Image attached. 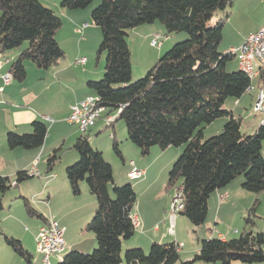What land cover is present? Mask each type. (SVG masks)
I'll return each mask as SVG.
<instances>
[{
	"label": "trees",
	"instance_id": "1",
	"mask_svg": "<svg viewBox=\"0 0 264 264\" xmlns=\"http://www.w3.org/2000/svg\"><path fill=\"white\" fill-rule=\"evenodd\" d=\"M235 0H102L91 12L95 25L101 28L102 42L98 54H106L104 75L100 81H89L88 88L99 98L106 113L115 121L123 120L128 140L135 143L142 155L151 147L165 150L171 146H185L169 173L168 186L182 189L184 207L180 214L195 226L203 225L208 216V201L212 194L244 176L243 189L264 191V124L259 123L255 134L242 129V119L224 108L228 98L240 99L253 84L240 68L229 70L238 52L234 48L219 50L226 20L209 25L217 11L233 5ZM94 0H61L68 10H82ZM228 16H226L227 18ZM160 21L166 35L186 32L188 37L162 55L146 74L132 81L131 50L127 30ZM63 27V19L40 0H0V55L10 53L27 43L17 60L11 62L12 80L23 82L27 70L23 60L28 58L36 66L49 69L59 64L65 51L56 34ZM247 40V38H246ZM243 43V45L246 43ZM235 50V51H233ZM227 117L222 131L208 139L203 129L216 119ZM32 131L19 134L10 130L6 142L10 149L42 148L49 134L41 121L31 123ZM115 139V134L112 135ZM79 154L75 164L66 168L67 179L74 196L82 194L81 183L95 196L97 210L85 230L94 234L96 247L92 253L70 251L58 264H178L181 262L178 243L153 242L149 252L142 248H127L123 243L136 231L132 210L137 201L133 185L113 188V168L89 137L82 133L72 146ZM62 147L47 159L46 172L53 171L61 158ZM114 149L123 158L118 143ZM15 176V177H14ZM14 176L0 174L1 198L12 187L33 178L29 170ZM15 178V182L13 181ZM28 211L45 217L23 198ZM247 210L245 226L235 238L213 237L201 242L198 253L183 264H256L264 262V230L255 231L257 203ZM47 222V221H46ZM6 244L25 261L32 254L23 243L5 236Z\"/></svg>",
	"mask_w": 264,
	"mask_h": 264
},
{
	"label": "rangeland",
	"instance_id": "2",
	"mask_svg": "<svg viewBox=\"0 0 264 264\" xmlns=\"http://www.w3.org/2000/svg\"><path fill=\"white\" fill-rule=\"evenodd\" d=\"M40 1L46 6H51L50 8L63 19V27L57 33V35L59 34L58 39L60 45L65 51V56L60 60V63L65 61L71 63L73 62L74 64L75 59L78 56L76 55L78 52L77 47L80 45L83 49L80 56L86 57L88 59L85 69L88 68L91 71V78L93 81H100L104 75L106 54L105 52L98 54L100 44L102 42V31L100 27L94 24L91 12L92 9L99 5L102 0H94L91 6L82 10H68L67 8L61 6V0H57L58 4L55 5L53 2L56 0ZM61 9H65V11L68 12L74 11L76 16L84 17V21L79 26H81L84 22H89L92 32L89 35L88 41H83L87 35L81 37L79 34H76L75 36L69 34L70 19L61 15ZM226 16L228 17L226 18ZM220 20H226V22L223 26V40L219 45V50L225 51L233 46L239 48L243 44V39L248 33L255 32L264 25V22H262L264 20V0H235L232 6L227 7L223 11H217L216 14L209 20L208 24L215 25ZM127 33V40L131 50L132 81L142 78L146 72L156 64L162 55L169 51L175 44L184 41L188 37L186 32H179L167 36L166 29L160 21L130 28L127 30ZM157 36H159V38H157ZM155 39H157L159 45H153ZM81 41L83 42L81 43ZM26 46L27 43H24L22 47L14 49L10 53L11 58L17 60L22 50ZM23 64L27 70V77L22 83H19L16 80H14V82L15 85L21 84L24 89L20 92L18 88H12V100L14 101H9L6 99L7 101H5V104L9 105L14 102L20 104L21 102L25 101V103H23L24 106L31 108L36 113L37 118L33 120L44 122L49 128L48 136L52 135V137L48 139V147L46 152L42 155L40 154L37 162L32 166V169L35 167L36 170H40L41 176L35 175L33 178L22 182L20 187L10 188L1 198L3 209L0 211V264H27L25 263L26 261L22 256L17 254L6 244L5 236H12L20 240L27 250L33 252L34 249L36 250V241L34 239V235L37 234V232L39 233L41 218L37 215L31 214L28 211L23 197L30 201L31 207L38 213L44 212V210H47L50 206L57 209V207L60 208L65 205V207H67L66 211L70 217L76 215L75 212L72 213L74 206H79L83 203L78 201L83 199L84 194L82 196L79 195V197L76 198L78 201L72 199L69 196V198H64V196L60 195L59 197L52 199V201L46 202L47 195L41 196L39 193L46 186L44 177L49 175V173H46L47 159L49 155L53 154L54 149L61 146V144H63V149L60 153L61 158L54 166L51 177H59L58 181L65 179L69 185L66 168L75 164V162H77L79 159L78 152L72 146L75 142V139H77L82 133H85L89 137L91 146L94 149L102 152L105 161L113 168L114 182L109 184V192L111 196L114 197L113 188L115 186L121 187L126 184L133 185L137 195V201L134 208L140 206V210L144 212L145 215H147V213L149 214L148 218L151 221L155 222V224L160 223L159 225L161 231H168L170 238L163 243L172 242V238L174 237L175 233H171L165 225L166 223L170 226V228L172 227L169 213L166 219L162 214H160V211L150 213L148 211V203L154 200L153 205L161 209V206L166 202L168 195L172 194L171 199H173L176 193L179 194L181 192V189H178L177 187L167 188V184L169 180V173L176 162L175 160H177L182 154L185 146H171L165 150L161 149L159 146H153L151 147L149 154L142 155L140 148L135 143L128 140L126 125L123 120L116 121L114 124L115 130L113 127L103 129L104 120H99L97 124L88 131L81 132L77 126L70 124L66 119L69 115L65 113V110L67 103L71 99V91L68 88L63 89L58 86H52L51 89L47 91L46 86L52 81V70H50V68H39L32 60L28 58L23 60ZM239 68L240 65H238L237 57H235L229 64V70H238ZM81 69H83L82 66L78 70L81 71ZM253 83L254 84H252V86L258 85L256 80H254ZM8 92L9 90H7L6 93ZM25 94L31 96L32 103H26L28 100L25 99ZM257 96L258 94L255 90L252 94L245 93L243 95L242 104L240 105H238V103L235 104L236 99L234 98H228L224 104V108L230 111L233 110L236 117L241 116L243 118L242 129L250 135L257 132L259 123L264 117L263 115L254 112V103L257 100ZM0 107L1 109L4 108L3 106ZM58 117L62 120V122L52 128V121L56 120ZM11 120L14 121V118L12 117ZM11 120H4L0 117V143H5L0 146V157L2 160L5 159L7 162L6 166L12 169V166H15L14 164L16 161H25V157L28 156L27 154L32 153L31 151L33 150H25L22 148L12 150L9 148L8 144L6 143L8 128H12V130H15V132L19 134H27L32 131V128L29 126L31 122L28 125L21 124L17 127L14 123H12ZM227 121V117H221L216 119L211 124L206 125L203 129V138L208 139L219 134ZM7 124H9V126ZM10 124H14V126L12 127L11 125L10 127ZM113 134H115V139L112 137ZM59 136H61V139H59ZM115 140L118 143L119 150L125 159V162H123L121 156L118 155L114 149ZM178 149H181L179 155L177 153ZM175 156L177 157L173 161ZM262 156L264 157V142ZM40 157L42 158L41 160ZM132 160L135 163H140V161L144 160L145 162L143 161V164H150L153 175L147 181L143 178H129L128 173L131 171L130 161ZM170 163L171 166L168 169L167 167ZM1 171H5L3 163L0 164V172ZM29 171H31V169H29ZM243 179L244 176H240L234 180L235 182L232 183L237 185V181H243ZM13 181H15V178H13ZM82 186L87 190L88 187L85 181L81 183V187ZM167 189H170L168 191H173L167 192ZM239 190L242 191L241 198L243 195H247L252 196L255 199L253 198V201L247 204L244 210L242 208L239 209V206H244V200L239 201V205L235 203V206L232 204L225 206L220 213V217L222 216L224 222L220 223V221H217V224H220V228H231V230L238 229L239 232H241L245 226V221L243 218L247 215V210L254 205L256 199H260V203H257L256 205L254 218L256 226L254 227V230H264V191L257 194L242 188H239ZM91 197L96 199L95 196ZM97 207L98 205L96 202L95 207L93 205L92 208V210L94 209V212L92 213V216L88 222H90V220L94 217ZM217 209H215L213 212H210V214L208 213L211 217L212 226H217L215 225L216 221L214 220V218L219 215L217 213ZM240 210L242 212H240ZM132 218L133 220L136 219V217L133 216ZM208 219L209 218H207L206 221H208ZM203 227H208L207 222L201 226H195L185 216H179V218L175 221L174 230L180 234L181 240H183L180 241V245L185 246L184 250L187 248L190 249L192 242H197V234H199L200 228ZM149 234L154 236L156 233L149 231ZM132 239L133 237L124 241V256L127 248H142L144 251L149 252L151 245L141 247L142 245L139 242H136L134 245H132ZM126 244L129 245V247H127ZM93 250L94 249L91 251L78 250V252L89 254L92 253ZM69 252L70 251L68 249H65L63 254H57H62V257H64ZM52 261H54V264H58L60 262V260L55 262L54 259H52ZM38 263H40V261H38ZM240 263L241 262H234V264ZM259 264H264V262Z\"/></svg>",
	"mask_w": 264,
	"mask_h": 264
},
{
	"label": "crops",
	"instance_id": "3",
	"mask_svg": "<svg viewBox=\"0 0 264 264\" xmlns=\"http://www.w3.org/2000/svg\"><path fill=\"white\" fill-rule=\"evenodd\" d=\"M53 4L54 5L58 4L57 0L54 1ZM48 7L50 8L51 6H48ZM60 13L64 17H67L68 19H70L69 20L70 32L68 31L69 34H72L73 36L78 34L77 28L80 27L79 25L84 21L85 18L82 16H76L75 15L76 13L74 11L68 12V11H65V9H61ZM262 22H264V20ZM84 23H88V26H87V28L84 29L83 35L81 37H84L85 35H87V36H85L86 39L84 38L83 41H86V40L88 41L89 35L92 31H91L89 22H84ZM85 31H86V33H85ZM250 33H252V32H250ZM250 33H248L245 36V38L243 39V43L245 42L246 37ZM58 35L56 34V39H57L58 43L60 44L59 39H58L59 38ZM83 41H81V43ZM233 47H235V46H233ZM77 48H78V52L76 55H78V56L76 59L82 57L80 55L83 51V49L81 48L80 45ZM87 63H88V59H87ZM87 63L85 64V66L87 65ZM76 66L77 65L73 64V62L72 63L71 62H65V61L63 63L59 62L58 65L50 68V70H52V73H51L52 74L51 75L52 81L46 86L47 91L50 90L52 86H58V87L63 88V89L68 88L71 91V93H72L71 99L67 103L66 110H65V113L67 115L70 114L71 107L74 104L83 100L86 96L91 95V93H92L88 88V82L93 81L91 78V75H92L91 71L88 68L85 69V66L82 67L83 69H81V71H80V70H78L80 67H76ZM10 68H11V65H4L2 67L1 74H6ZM240 69H241V67H240ZM255 78H254V80H256L259 83V79L257 77H255ZM253 81H252V83H253ZM19 83H22V82H19ZM2 87H4V82H3L2 77L0 76V106L4 107L2 109L0 107V117L3 118L4 120H6V119L11 120V118L13 117L14 121H12V120L11 121L17 127L21 124L22 125H28L30 122L32 123L33 121H35L33 119L37 118L36 113L31 108L24 106L23 103H25V101L21 102L20 104H18L17 102H14V103L9 104V105L5 104V101H7V100L14 101V100H12V90H13L12 88H14V87L16 89L18 88L19 91L21 92L24 89L23 86L21 84L15 85L14 80H12L9 85L4 87L3 91H2ZM7 90H9L8 93H6ZM25 99L28 100V102H26V103H28V104L32 103V99H31L30 95L25 94ZM242 101H243V96L240 99L236 100L235 104L238 103V105H240V104H242ZM233 114L235 115L234 111H233ZM59 117L56 120L52 121L53 122L52 128L55 125L62 122V120ZM239 117L241 119H243L241 116H239ZM100 120H104V119L101 118ZM31 123L29 124L30 127H31ZM14 124H10V127H11V125L13 127ZM7 125L9 126V124H7ZM103 129H105V127ZM10 130H12V128H8L7 131H10ZM26 130H27V128H26ZM114 130H115V128H114ZM51 137H52V135H49L47 137V139L45 141L46 143H44V145H43L44 148L42 147V148L32 149L33 150V151H31L32 153L27 154L28 156L25 157V161H22V160H20L19 162L16 161L14 164L15 166H12V169L8 168V166H6V163H7L6 160L5 159L2 160L0 157V164L3 163V165L5 167V171H1L0 174L4 175V176H14L18 171L29 170V169L32 170V166L37 162L39 155L40 154L42 155L43 153L46 152L47 147H48V139ZM59 139H61V136H59ZM3 144H5V143H0V146H2ZM62 145L63 144H61V146H59L58 148L62 147ZM16 149H18V148H16ZM16 149H12V150H16ZM55 149H57V148H55ZM180 152H181V149L180 150L178 149V151H177L178 155ZM41 157H40V160L42 159ZM176 157L177 156H175L173 161L176 159ZM143 161H140V163H138V162L135 163L134 161L133 162L136 164L137 167H139L140 169H144L146 171V174L143 177V179L147 181L153 175V172L151 171L150 164H143ZM171 163L168 165V167H167L168 169L171 166ZM131 169H132V166L130 165V170ZM38 172H39L38 176H41L40 170H38ZM46 173L48 174V172H46ZM51 173L52 172H50L48 176L44 177V182H45L46 186L39 193V195H41V196L47 195L46 202L52 201V199L59 197L60 195L64 196V198L71 197L72 199L78 201L76 198H78L79 196L72 195L70 186L65 181V179L58 181L59 177L55 176L54 177L55 179H54L53 177H51ZM233 182H235V181H233ZM237 182H238L237 185L234 183H230L228 186H226L224 188H220L212 194V196L210 197V199L208 201V205H209V212L208 213L210 214V212H213L215 209L218 208L217 213L219 215H217V217L214 218V220L216 221L215 225H217V226H212L211 217L208 214L207 218H209V219H208V221H206L208 227L207 228L206 227L200 228L199 234H197V242H195V243L192 242L190 249L187 248L186 250H184L185 246H182V248H180L181 262H179L178 264H183V262L191 260L195 256V254L199 252L200 247H201V242L205 239L218 237V238L225 240V239L235 238L239 235L240 232L238 229L231 230V228H229V229L220 228V226H219L220 224L219 223L217 224V221H220V223L224 222V219L222 218V216L220 217V213L225 206H229L231 204L235 206V203H237L239 205V201L244 200L245 201L244 206H239L240 207L239 209L242 208L244 210L246 208L247 204H249L253 201L254 197H252V196L243 195L241 198V194H242L241 192L242 191H240L239 188L243 189L242 180L237 181ZM231 184H234V185H231ZM18 187H20V185ZM18 187H16V188H18ZM81 188H82V194L80 196H82L84 194L83 195L84 200L83 199L79 200L78 202H83V203L80 204L79 206L78 205L74 206L72 213L75 212L76 215L70 217V215L66 211L67 207H65V205L60 207V208L57 207V209L50 206V207H48V209L45 208L47 210H44V212L40 213L45 217V220L41 219L40 227L46 221H48L50 218H55L61 226L66 228L64 238H65V242H66V249H68L69 251H72V250L91 251L97 245L94 234L90 231L85 230V228H84V227H86L85 226L86 223L89 221L90 217L92 216V213L94 212V209L92 210V208H93V205L95 207V204L97 201H96V199H94V197H91L93 195H90V193L83 186ZM168 190H170V189H167V192L173 191V190H171V191H168ZM237 197H240V198H237ZM23 198H25V197H23ZM164 198H166V197H164ZM171 198H172V194L168 195L166 202L162 204L161 209H159L155 205H153L154 200L151 201L150 203H148L149 204L148 205L149 206L148 211L150 213L155 212V211H160V214H162L163 217L166 219V217L168 215L167 211L169 209ZM53 209H55V210H53ZM240 212H242V211L240 210ZM148 215H149L148 213H147V215H145V213L140 210V206L133 208L132 216L136 217L138 219L139 226L136 227V231H135V234H134L133 239H132V242H133L132 245H134L136 242H139L142 245L141 247H146L148 245H151V243H153V242H156V241L157 242H165L166 240H168L170 238L168 231H166V230L161 231V228L159 225L160 223L155 224V222L151 221L148 218ZM180 215H182V214H179L177 216L176 220L179 218ZM165 225H166V228L169 230L170 226L166 223H165ZM149 231H153L156 234L154 236H152L151 234H149ZM37 235H38V232H37V234L34 235L35 241L37 239ZM138 236H140V237H138ZM172 240L178 244L181 243L180 241H183V240H181L180 234H178L176 231H175V234H174V237L172 238ZM124 244L125 243H123V246H124ZM126 246L129 247V245H127V244H126ZM28 251L32 254L31 261L30 262L26 261L25 263H27V264H44L43 256L37 251V249L36 250L34 249V252L30 251V250H28ZM63 252H62V254H63ZM62 254H56V255L51 256L50 264H54L53 263L54 261H52V259H54L55 262L57 260L59 261L60 258L62 257ZM38 261H40V263H38ZM199 264H201V263H199ZM240 264H244V263H240ZM256 264H259V263H256Z\"/></svg>",
	"mask_w": 264,
	"mask_h": 264
},
{
	"label": "built area",
	"instance_id": "4",
	"mask_svg": "<svg viewBox=\"0 0 264 264\" xmlns=\"http://www.w3.org/2000/svg\"><path fill=\"white\" fill-rule=\"evenodd\" d=\"M87 26L88 23L82 24L77 28V33L82 36L83 31ZM157 38H159V36H157ZM246 38H250V45L242 44L239 48H231L236 49L238 52V65H248L255 68L253 66V58H261L264 60V25L257 31L250 33ZM153 45H159L157 39L154 40ZM11 62L12 60L10 58H4L0 55V76L3 79L4 87L11 83L12 74L11 69H9L6 74H1V70L4 65H11ZM86 63V57H80L74 62V64L79 67H84ZM255 74L259 79V83L257 86L249 87L250 94L255 90L257 91L258 96L254 103V112L264 116V72H257L255 68ZM4 87H2V91L4 90ZM101 118L104 119L105 126L112 125L115 121V115L112 113H106L105 107L99 104V98L96 95H88L71 107V112L67 117V121L70 124L77 126L81 132H86L94 127ZM261 121H264V117ZM130 165L132 166V169L129 172V177L143 178L145 176L146 171L144 169L138 168L133 161L130 162ZM30 173L32 175H39V172L35 167ZM183 207L184 196L181 189V193L176 194V196L171 199L168 209L172 226L169 228L171 233H175V221ZM133 221L135 226L138 227V219L136 218V220ZM65 231L66 228L61 226L55 218H50L49 222H45L39 228V233L36 239V249L43 256L44 264H50L51 256L56 255L61 249H66L64 238ZM179 248H182V245H179Z\"/></svg>",
	"mask_w": 264,
	"mask_h": 264
},
{
	"label": "bare ground",
	"instance_id": "5",
	"mask_svg": "<svg viewBox=\"0 0 264 264\" xmlns=\"http://www.w3.org/2000/svg\"><path fill=\"white\" fill-rule=\"evenodd\" d=\"M244 45H250V38H247L246 43ZM233 51H235V50H233ZM253 66L256 68L257 72H264V60L263 59H261V58H253ZM240 67L245 73H247L249 75L251 80H253L255 77H257V75L255 74V68L250 67L248 65H240ZM246 93L250 94V88H248L246 90ZM261 123L264 124V121H261ZM135 178H138V177H131V179H135ZM178 189H180V188H178ZM176 194H175V196H176ZM48 222H49V220H48ZM64 250L65 249H61L60 251H58V253H62Z\"/></svg>",
	"mask_w": 264,
	"mask_h": 264
}]
</instances>
